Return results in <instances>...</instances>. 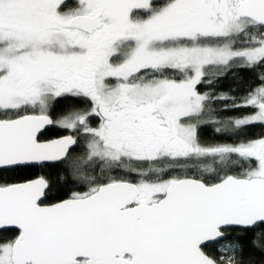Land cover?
<instances>
[{
  "label": "snow or ice",
  "instance_id": "1",
  "mask_svg": "<svg viewBox=\"0 0 264 264\" xmlns=\"http://www.w3.org/2000/svg\"><path fill=\"white\" fill-rule=\"evenodd\" d=\"M0 264H264V0H0Z\"/></svg>",
  "mask_w": 264,
  "mask_h": 264
},
{
  "label": "trees",
  "instance_id": "2",
  "mask_svg": "<svg viewBox=\"0 0 264 264\" xmlns=\"http://www.w3.org/2000/svg\"><path fill=\"white\" fill-rule=\"evenodd\" d=\"M241 75H244L243 73ZM231 83V79L229 78V80L227 81H222L221 83V89L220 90H224L226 91L228 89L229 84ZM71 104V101H69V105ZM59 108H65V105H60L58 106ZM70 110V108L68 109ZM240 113H236L235 115H239ZM259 131H261V129L259 127H254L248 130V134L249 135H253L255 133H258Z\"/></svg>",
  "mask_w": 264,
  "mask_h": 264
}]
</instances>
